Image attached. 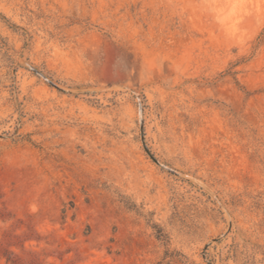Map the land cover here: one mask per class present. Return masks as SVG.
I'll return each mask as SVG.
<instances>
[{
	"label": "rangeland",
	"instance_id": "374dc122",
	"mask_svg": "<svg viewBox=\"0 0 264 264\" xmlns=\"http://www.w3.org/2000/svg\"><path fill=\"white\" fill-rule=\"evenodd\" d=\"M0 264H264V0H0Z\"/></svg>",
	"mask_w": 264,
	"mask_h": 264
},
{
	"label": "water",
	"instance_id": "95a60500",
	"mask_svg": "<svg viewBox=\"0 0 264 264\" xmlns=\"http://www.w3.org/2000/svg\"><path fill=\"white\" fill-rule=\"evenodd\" d=\"M34 71H35L36 73H38V74L41 75V73H39L37 70H34ZM48 81H49V80H48ZM49 82H50L51 84H53V85H56V84H54V83L51 82V81H49ZM139 106H140V110L142 111V102L139 103ZM141 140H142V144H143L145 150L147 151V153L151 156V158H152L155 162L159 163V161L153 156V154L149 151V149H148V147H147V145H146L143 123H141Z\"/></svg>",
	"mask_w": 264,
	"mask_h": 264
}]
</instances>
